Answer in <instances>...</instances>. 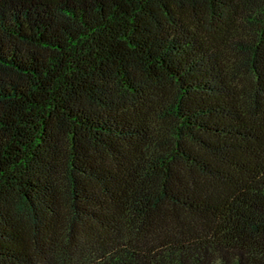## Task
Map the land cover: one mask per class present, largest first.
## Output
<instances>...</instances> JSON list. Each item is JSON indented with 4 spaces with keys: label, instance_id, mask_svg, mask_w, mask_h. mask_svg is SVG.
Instances as JSON below:
<instances>
[{
    "label": "trees",
    "instance_id": "obj_1",
    "mask_svg": "<svg viewBox=\"0 0 264 264\" xmlns=\"http://www.w3.org/2000/svg\"><path fill=\"white\" fill-rule=\"evenodd\" d=\"M0 264H264V0H0Z\"/></svg>",
    "mask_w": 264,
    "mask_h": 264
}]
</instances>
